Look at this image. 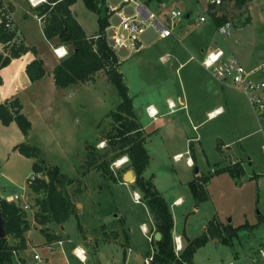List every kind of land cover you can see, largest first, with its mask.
Segmentation results:
<instances>
[{"label": "rangeland", "instance_id": "rangeland-1", "mask_svg": "<svg viewBox=\"0 0 264 264\" xmlns=\"http://www.w3.org/2000/svg\"><path fill=\"white\" fill-rule=\"evenodd\" d=\"M146 2L155 10L156 2L160 3L162 0ZM205 2V0H168L165 6L168 8L162 15L167 14L170 8H177L183 13L190 14L189 20L192 25L187 36L189 43L193 42V37L202 34L206 45H211L210 43L215 40L219 41L221 47L232 51L230 55L237 57L248 69L264 63V0H248V4L242 8H237L231 1L224 0L219 8L224 11L227 21L232 25L229 35L221 34L212 25V31L210 28L204 31V23L196 24L195 20L203 12L207 20H210L205 10ZM126 11L133 13L134 9L129 6ZM87 13L95 17V13ZM247 18L251 20L247 22ZM207 23L210 24L207 21L205 25ZM139 37L143 41L141 48L138 50L116 49L115 53L123 60H127L123 63L125 69L132 67L134 68L132 70L140 75L135 81L140 90L139 96L134 100L135 112L138 121L146 123L150 119L140 106L141 102L145 98L154 97L153 88L157 86L166 87L168 92L178 89L176 77L179 78V71L172 72V66L176 67L177 62L172 53L175 46L170 37L159 38L153 26H147L145 32ZM146 40H150L149 43ZM206 49L208 48H204ZM192 53L200 57V54ZM197 64V61H192L182 70L185 88L190 89L192 93H194L193 89L199 91L200 88L199 85L190 81L193 77L194 81L197 80L194 76L195 72H199ZM189 76L193 77L188 78ZM261 76L264 78V73H261ZM108 84L109 88L105 85L101 86L102 88L83 87L77 94L79 102L76 109L68 115L71 130L75 133L65 137L69 139L73 136L71 140H65L63 143L47 140L43 136L42 127L38 125L32 134V141L40 142L46 149H44L47 152L45 157L50 165H57L64 174L80 179L82 191L75 195L76 203L80 205L78 214L66 220L64 228L70 236L83 228L78 238L85 240L89 238L85 246H82L88 257L85 264H111L112 261L115 264H123L124 248L122 249L113 241H103L101 237L102 235L111 237L110 228L116 225L119 228V220H122L124 216L125 221L126 218H134V223L131 225L134 240L146 247L149 243L138 223L144 221L150 226L148 215L150 213L147 214V210L141 204L133 203V195L129 189L116 185L113 180L104 177L100 171L90 170L87 166V157L91 148L92 153H95L99 160L105 158L109 161L112 170L122 174L123 181L127 183L134 181L123 178L128 162L115 166L114 162L119 158L122 159V156L114 158L115 152L110 149L106 140H103L114 124L108 112L115 110L120 101L116 88L111 83ZM134 84H131L132 91ZM214 99L216 97L212 96L207 98V101ZM165 105L166 103L159 105L160 114L166 110ZM252 116L255 122L248 119L244 113L237 117L231 111L199 126L197 132L201 133L203 138L202 149H195L201 169L199 176H207L209 179L204 185L206 199L201 201L194 197L188 185V182L196 177L195 167L186 165L187 153H183L179 160H174L172 156L175 150L184 151L187 148L185 146L187 135L195 134L189 121L182 118L179 112L174 115H159L157 120L149 123L145 129L151 135L146 143L150 164L144 175L146 177L154 175L153 181L167 201L171 202L178 194L184 197V204L173 208L178 228H185L194 236H198L204 231L203 226H207L209 221L220 225L230 223L232 226L246 224L237 232V236L232 238L231 245L223 244L219 240L215 242L211 238L196 251L194 259L196 264H264L260 254V250H264V151L261 146L264 143V117ZM56 126L60 127L59 124ZM254 130L256 131L247 134ZM217 136L229 142L233 149H237L239 159L244 164V172L238 169L241 168L240 166L232 167L233 165L229 166L233 170H218L223 167L221 164L224 151L221 152L216 148ZM102 141L104 145L101 146ZM59 143L62 145L61 149ZM225 159L224 163L227 164ZM18 167L20 181L23 180V182L12 190L22 193L23 197L16 203L20 204L21 200L26 202L31 199L35 202L36 198L32 192H28L30 196L26 194L27 179L33 171L30 166L29 170L27 169L25 162L18 163ZM214 169L217 171L214 172ZM25 175H27L26 179ZM76 184L73 185L74 188L78 187ZM66 190L68 192L67 187ZM196 204L200 207L195 209ZM21 207L25 210L27 217L31 215L28 204ZM116 214L119 216L116 217ZM105 225L108 227L106 236L105 231L102 233ZM29 236L32 247L30 246L26 251L21 250L20 253L18 251L13 253L12 260H14L11 264H48L49 261H58L56 250L50 252L51 246L47 247L43 244L46 236L39 226H32ZM93 252L96 255L91 260L90 254ZM34 253H38L42 261L35 260ZM67 255L71 264H82L75 259L74 255ZM125 264H139V261L133 254H129L126 256Z\"/></svg>", "mask_w": 264, "mask_h": 264}, {"label": "crops", "instance_id": "crops-1", "mask_svg": "<svg viewBox=\"0 0 264 264\" xmlns=\"http://www.w3.org/2000/svg\"><path fill=\"white\" fill-rule=\"evenodd\" d=\"M167 1L162 0V2L160 3L156 2L155 10L152 9L149 4L148 5L152 10L156 11L158 14L162 16V13L166 12L167 10L166 8H168V7L165 8ZM205 1H206L205 10L209 14L208 17L210 20H207L204 14L205 12H203L199 16V18L201 16H204V20L201 21L198 18L195 20V22L196 24L199 22H201V24L204 23L203 24L204 31H206V29L209 28L211 29V25L215 29H218L220 25L217 24L218 21L217 19L221 18L222 16L226 17V15L224 11L219 8L220 5L216 6L210 4L208 0ZM44 2H46V0H43L41 3H39L37 6L34 7L29 3L28 0H0V21H1V16L5 15L10 22L9 28L15 31V37L10 42V44L13 42H17V43L23 42L26 46L30 48H35V52L32 50L27 51L22 56L18 58H13L8 65L0 69V76L2 79V83L0 84V102L2 103L5 100L18 97L22 104L23 113L28 117V119L31 121L32 124V127L28 135L25 137L15 122H11L8 125H4L0 121V197L1 198H7V197L10 198L11 196L14 195L19 196V198L23 197L22 193H18V191L12 190L13 187H15L16 185H20L23 182V180L20 181L21 176L18 170L20 169L18 167V163L25 162L27 165V169L29 170V166H30L32 170V163L34 160L32 158H27L22 154H20L17 150H14V145L22 141H27L29 143L35 144L38 147H40L45 154L46 149L44 148V146L38 141H34V142L32 141V134L36 128V125L42 127L41 129L43 131V136L46 137L47 140L49 139L52 141H57L62 143L63 141L65 142V140H71L73 136L69 139L65 137L75 133L71 130L70 127L71 122L68 121V115L72 112L73 109L74 110L76 109L77 103L79 102V96L77 94L81 91L83 87L102 88L101 86L105 85L106 87L109 88L108 83L110 82L108 81L107 76L103 70L97 71L93 79L85 83H78L65 88H60L55 85L53 70L54 67L64 57H58L54 53V48L57 46H64L66 49L69 50L70 46L63 44L62 42H59L57 38L47 39L45 37L43 31L44 16L39 14L40 5ZM170 9H177V8H170ZM70 10L74 18L84 29L86 35L90 38H95L98 34L97 14L86 8L82 0H76L75 3H73L70 6ZM87 12L93 14L95 13L94 14L95 17L90 16V14H88ZM189 16H190L189 13H184V16L173 27L172 35L168 36L172 39L171 42L174 43L173 46H175L173 48L172 53L174 54V59L177 62V65L176 67L172 66V72L179 71V76H178L179 78L176 77V82L178 81L177 85L179 88L172 89L170 90V92L166 91V87H162V86H157L153 88L154 97L145 98V100L141 102L140 106L144 109V112L147 106L149 105L153 106L157 110L156 119L155 120L151 119L150 117H148V115L145 112V114L150 119V121L146 123H142L141 121L138 122L140 123L143 130H145L146 127L149 125V123L157 120L159 115H167V114L174 115L178 112L181 113V117L182 118L184 117V119L186 118L189 121V123L192 125V129L195 131V134L187 135L185 138V146L187 148L184 151L175 150L172 156H174L175 154L187 153L186 157H190L191 160L193 161L192 167L197 168V172L194 171V175L195 177H197L200 175L201 169H200L198 157L195 154L196 152L195 149H202V140H203L201 133L197 132L200 125L204 124L206 121L214 120L228 112L231 113V111L233 112V115L237 117L242 116V113H244L247 115L248 119L250 118L253 122H255V120L253 119L252 115H255L256 118H260L262 116L264 117V114L261 116L256 115V113L253 111L248 101V98L242 92L237 90L232 85L220 84V82H218L212 76V74L200 64L204 52H206L207 50L219 47L222 48L228 55H230L231 54L230 52L232 51L230 50L227 51L226 49L221 47L220 42L217 40L213 41V43H210L211 45H206L204 43L205 37L202 34H198L195 37H193V42L189 43L187 40V36L189 33L188 30L192 25V23L189 20ZM112 20H114V17L112 18ZM207 21L210 24L207 23L205 25ZM226 21H227V17H226ZM165 38H161V39H165ZM149 41L150 40H146L147 43H149ZM141 43H142L141 45L142 47L143 41ZM210 46L213 47L209 48ZM204 48H208V49L204 50ZM3 51H4V43L0 42V52ZM192 52H195V54H200V57L194 55ZM188 53H190V55H188ZM117 57L119 59L118 69L122 73L123 81L128 88V94L132 98L133 110L136 115L134 100L139 96L140 90L138 89L135 81H136V77L138 78L140 75L135 70L133 71L132 69L134 68L132 67H128L125 69L123 63L127 60L125 59L123 60L119 56ZM34 59H41L43 61L45 74L40 79L36 81H31L28 75L26 74L25 68L26 65ZM192 61H197L198 63L197 68L199 70L198 73L195 72L194 74V76H196L197 79L196 81H194L193 76L188 77V78L193 77V80L190 79L188 80H190L194 84L199 85L200 87L199 91L193 89L195 94L190 92V89L187 90L185 88L184 75L182 72V70ZM257 77L263 78L261 74ZM133 83L135 84H134V89L132 91L131 84ZM212 96H215L216 99L207 101V98H211ZM169 101L174 102L175 104L173 110H171L168 107L167 103ZM165 103H166L165 105L166 110L160 114L159 105H163ZM213 110H217V113L214 115L215 117L209 118L207 114L209 112H212ZM104 114H106V112ZM203 114H205V116ZM57 124L60 125L59 128H57L56 126ZM255 131L256 130L248 132L247 134H250ZM147 133L149 135H147L146 143H147V139L151 135L149 132ZM215 141H216L217 150H220L221 152L224 151V154H222L223 157H222L221 166H232L233 164L238 163L244 172L245 170L244 164L243 161L239 159V154L237 153V149H233V147L230 146L229 142L223 140L219 136L216 137ZM146 143L145 146L147 148ZM60 144L61 143H59L61 149L62 145ZM263 145L264 143L261 146ZM224 159L226 160L227 164L224 163ZM149 164H150V160H149ZM90 170H94V169H90ZM129 170L132 171V174L134 176V172L132 169H127L124 172L126 173ZM26 176L27 175H25L24 177L25 179L27 178ZM113 183H115L116 185H120L121 187H126L127 189L130 190V193L132 195L134 192H136L130 187V184L132 182L125 183L122 179L118 181H113ZM74 184H76V182L71 183L66 187L68 189L69 192L68 194L70 195L71 201L75 204L76 213L78 214V207L80 205L79 203H76L75 195L79 194L82 191V189L80 184H76L78 187L74 188L73 187ZM155 185L156 187H158L157 184ZM157 189L159 190V188ZM26 191H27L26 194L28 195H29L28 193L29 191L32 192L28 186L26 188ZM160 193L162 194L161 191ZM33 194L35 197L36 194L35 193ZM31 197H33V195H31ZM177 199L180 200L181 202L174 203ZM27 201L28 203H26ZM27 201L24 202L23 200L22 202L21 200V203L19 204L20 206H24L28 204L31 213V215L29 214L31 216V219L29 218V215L27 217V220L30 224V228L24 233L25 248L22 250L26 251L31 246L29 232L31 231L32 226L37 225L40 228L45 229L44 234L46 236V241H44L43 244H45L47 247L51 246L50 252L52 251L55 252L56 250V252L58 253V261L57 262L49 261L48 264H71L68 261L67 254L74 255L75 259L79 260L74 254V248L75 247L82 248V246L83 247L85 246V242L89 241V238H86V240L84 238H78V236L82 234L81 231L83 230V228L80 229L77 233H73V234L71 233L72 234L71 237L70 233L65 231L64 228L66 221L62 224L49 222L45 225H40L35 221L34 218V214L37 211L38 206L35 204L33 199ZM166 202L172 213L173 221H174L172 234L180 235L184 245H186L187 240L194 238L195 236L190 232H188L185 228H178L176 226V222L174 219V210H173L174 207L184 204L185 202L184 197L178 194L177 196L174 197V199L171 202L167 200ZM133 203L141 204L142 207H144L145 210H147V214L150 213L147 206L143 202L141 201L135 202L133 200ZM33 205L36 208L35 207L31 208V206ZM198 207H200V205L196 204L194 208L196 209ZM194 208L193 211L195 210ZM148 215L150 217V222H151L150 226H148L144 221L139 222L138 225L139 226L141 225L142 227L147 229H149L150 227V231L153 232L152 230L155 229L154 222L151 217V214ZM115 216L117 217L119 215L116 214ZM119 222H120L119 228H117V225L116 227L110 228L111 237H104V235H102L101 237L102 240L106 242L113 241V243H115L116 245H120L122 249L124 248L123 264H125L126 256L129 254H133L134 258H136L137 261H139V264H144L143 258L149 254L150 248L154 246V241L150 243L147 239L149 243L148 246L146 247L141 242L134 240L131 231V225L134 223V218L131 217L129 219L126 218L125 221V216H124L122 217V220H119ZM107 228L108 227L105 225V228L102 229V233L105 231V236H106ZM203 228H204L203 230L205 231L206 226H203ZM153 233L155 234L156 237L157 231L155 230ZM212 239L215 242L218 241L217 238H212ZM8 240L11 244L18 243L17 238L8 237ZM58 241H62V243L59 244ZM199 248H197L196 251ZM196 251L193 254L194 264H196L194 260ZM18 252L20 253L21 250H18ZM95 255H96L95 252L90 254L91 260H93ZM85 256L86 259L84 262L79 260L82 264H85L88 261L87 254H85ZM110 263L115 264L114 261Z\"/></svg>", "mask_w": 264, "mask_h": 264}, {"label": "trees", "instance_id": "trees-1", "mask_svg": "<svg viewBox=\"0 0 264 264\" xmlns=\"http://www.w3.org/2000/svg\"><path fill=\"white\" fill-rule=\"evenodd\" d=\"M75 1L46 0L40 5L39 14L44 16L45 37L47 39L57 38L59 42L70 46L68 55L54 67V82L57 87L65 88L90 81L97 71L103 70L108 81L116 88L120 101L115 110L108 112L114 124L103 140H106L107 145L115 152L114 158L127 157L128 165L125 170L132 169L135 177L131 184L132 189L139 193L140 201L147 206L152 216L155 230L160 233V237L154 240L155 253L151 264H194V252L211 238H217L221 243L231 245L232 238L237 236V232L246 224L232 226L230 223L220 225L209 221L205 231L187 240L180 258L175 256L172 245L174 226L172 213L153 181L154 175L151 174L148 177L144 175L150 160L145 146L149 134L143 130L136 118L132 98L128 94V88L118 69L119 59L108 45L105 36V28L109 23L105 0H82L86 8L98 16V34L95 38L88 37L74 18L70 6ZM230 1L237 8L246 6L248 2V0ZM217 20V24L221 25L226 21V17L222 16ZM249 20L251 19L247 18L246 21L249 22ZM6 23H10L9 19L2 15L0 42L4 43V51L0 52V69L8 65L13 58H18L27 51L35 52V48H30L23 42L10 44L15 37V31L6 27ZM25 71L31 81L40 79L45 74L43 61L41 59L30 61ZM0 121L4 125L15 122L25 137L32 127L31 121L22 111V104L18 97L0 102ZM14 150L34 160L33 173L27 179V183L30 190L36 194L35 204L38 209L34 214L35 221L40 225L49 222L62 224L71 216L76 217L75 204L71 201L66 186L75 182L80 184V179L64 174L57 165H50L46 161L43 150L35 144L22 141L14 145ZM87 160L89 169L100 171L104 177L113 181L122 180V174L112 170L109 161L105 158L99 160L97 155L92 153L91 148ZM237 164H233L232 167L240 166ZM232 167L223 166L218 170H233ZM238 169L243 171L242 168ZM216 171L214 169V172ZM208 180L207 176L201 175L188 182L192 194L199 201L206 199L204 185ZM0 210L5 230V237L0 238V264H11L13 250L18 251L25 248L24 233L30 228V224L25 210L15 201L0 197ZM41 231L45 233L44 228H41ZM8 237L17 238L18 243L11 244Z\"/></svg>", "mask_w": 264, "mask_h": 264}, {"label": "built area", "instance_id": "built-area-1", "mask_svg": "<svg viewBox=\"0 0 264 264\" xmlns=\"http://www.w3.org/2000/svg\"><path fill=\"white\" fill-rule=\"evenodd\" d=\"M28 1L32 6L35 7L43 0ZM146 1L150 0H119L117 2L105 0L104 4L109 14V23L105 28V36L108 45L113 49V51H115L116 49L127 48L138 50L141 47L142 43L137 49L135 46V42H142L139 36L143 32H145L147 26H153L158 33V37H168L172 35L173 27L184 16V13L179 9H171L167 14L161 16L156 11L152 10ZM208 2L210 4L219 6L223 2V0H208ZM99 4H101L100 1ZM127 6H132L134 12L130 13L126 11L125 8ZM113 17L114 20H112ZM199 19L203 21L204 16H201ZM6 27L9 28L10 23H6ZM231 27V23L229 21H226L222 25H220L218 29L221 34L229 35ZM54 53L58 57H65L68 55V49H66L64 46H57L54 48ZM200 64L206 70H208L212 74V76L218 82H220V84L232 85L237 90L242 92L248 98V101L256 115L261 116L264 114V78L257 77L261 73H264V63L255 68L248 69L247 66L241 63L237 57L228 55L222 48L216 47L204 52ZM167 104L171 110H173V108L175 107L174 102L169 101ZM145 112L151 119H156L157 110L153 106H147L145 108ZM213 112L216 114L217 110L209 112L207 116L209 118L213 117L215 115H213ZM262 148L264 149V145L262 146ZM182 156V153L175 154L173 156V159L179 160L182 158ZM186 164L188 166L193 165V161L190 157H186ZM5 199H7L8 201L17 202L19 197L17 195H14L10 198L7 197ZM133 199L135 202L140 201V195L138 192L133 193ZM178 201L179 200L177 199L174 203H177ZM141 229L150 243L156 239L155 234L153 233L155 229L152 230L153 232L142 226ZM58 243L61 244L62 241H58ZM172 243L175 256L177 258H180V255L185 248L181 236L172 234ZM13 253H16V251L13 250ZM154 253L155 247L152 246L150 248L149 254L143 258V263L151 264V262L153 261ZM74 254L80 261H85L86 256L83 248L75 247ZM260 254L264 259V250H260ZM33 257L35 260H42L38 253H34Z\"/></svg>", "mask_w": 264, "mask_h": 264}, {"label": "water", "instance_id": "water-1", "mask_svg": "<svg viewBox=\"0 0 264 264\" xmlns=\"http://www.w3.org/2000/svg\"><path fill=\"white\" fill-rule=\"evenodd\" d=\"M141 42L140 41H136L135 42V46L136 48L138 49L139 46H140ZM195 172H197V168H195ZM124 178L125 179H130V180H134V176L132 174V171H127L125 174H124ZM5 237V230H4V227H3V221H2V217H1V210H0V238H3ZM160 237V233L157 232L156 234V239H158Z\"/></svg>", "mask_w": 264, "mask_h": 264}, {"label": "bare ground", "instance_id": "bare-ground-1", "mask_svg": "<svg viewBox=\"0 0 264 264\" xmlns=\"http://www.w3.org/2000/svg\"><path fill=\"white\" fill-rule=\"evenodd\" d=\"M215 113L213 112V115H214ZM213 117H215V116H213ZM101 146L102 145H104V142L102 141V144H100ZM122 159H117L115 162H114V165L115 166H121L123 163H125L126 162V160H127V157L126 156H122L121 157ZM179 203L181 202L180 200L178 201ZM80 251V250H79ZM81 256H82V254H81Z\"/></svg>", "mask_w": 264, "mask_h": 264}]
</instances>
